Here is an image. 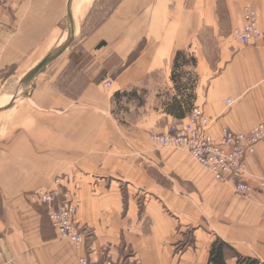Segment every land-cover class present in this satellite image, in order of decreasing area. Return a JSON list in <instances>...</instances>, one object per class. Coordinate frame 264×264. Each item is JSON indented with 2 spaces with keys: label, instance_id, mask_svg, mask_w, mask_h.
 I'll use <instances>...</instances> for the list:
<instances>
[{
  "label": "crops",
  "instance_id": "1",
  "mask_svg": "<svg viewBox=\"0 0 264 264\" xmlns=\"http://www.w3.org/2000/svg\"><path fill=\"white\" fill-rule=\"evenodd\" d=\"M80 1L74 0L72 8L78 40L88 27L85 23L93 6L89 0L82 9ZM68 2L0 0V99L11 97L0 113L27 108L15 105L25 95L18 92L14 97L12 83L23 81L66 42ZM247 3L120 0L78 41L83 54H74L75 47L70 48L52 68L43 73L46 67L33 79L39 88L41 80H49L52 87L63 82L60 76L76 55L74 65L78 61L83 68L67 78L66 90L83 84V97L76 102L69 98V91L68 96L53 90L51 105L31 107L41 114L58 113L56 117L67 112L69 120L61 131L59 121L54 125L51 139L29 135L28 120L0 121L4 145L0 148V264H77L76 254L57 239L48 217L39 211L42 206L30 196L51 185L45 178L52 175L61 176L63 187L80 203L81 221L94 230L95 236L87 240L88 254L82 252L94 263L106 258L117 262L118 249L112 242L124 234L136 242L139 264H209L210 247L217 238L239 255L264 264V194L258 187L264 176V142L246 159L248 174L243 181L253 190L237 195L234 187L218 183L187 150L158 151L147 135L187 121V116L169 113L175 99L190 100L193 108L209 117L210 133L217 138L225 128L243 133L264 121V43L241 47L230 40V33L245 25ZM97 8L101 11V3ZM254 9L264 31V0L256 1ZM179 55L177 68L182 76L175 82ZM98 74L113 79L110 99L129 92L146 96L142 106L135 104L148 116L139 131L117 129L116 121L107 119L108 96L101 93ZM228 100L234 104L229 106ZM98 117L93 124L92 118ZM13 127L21 129L17 136H12ZM77 128L104 130L98 142L100 149L105 143L106 148L90 159L85 154L77 157L73 133ZM109 128L120 131L121 138L114 139L115 132L109 137ZM89 131L82 142L93 145ZM118 140L130 149L120 151ZM111 146L114 151L108 152ZM61 159L86 161L70 173L58 174L60 168L52 170L47 162L56 164ZM29 160L36 163L33 169ZM230 258L228 264H237L234 256Z\"/></svg>",
  "mask_w": 264,
  "mask_h": 264
},
{
  "label": "rangeland",
  "instance_id": "2",
  "mask_svg": "<svg viewBox=\"0 0 264 264\" xmlns=\"http://www.w3.org/2000/svg\"><path fill=\"white\" fill-rule=\"evenodd\" d=\"M1 1L4 2V3H8V2H12L14 0H1ZM119 1L120 0H103V1H101V0H93L91 17L88 18V20L85 23V26L88 25V27H86L83 30V32L80 35V39L79 40L82 41L83 37L89 31H91L94 28L95 24L98 25L99 21L101 19H103L105 16H107L112 11V9L119 3ZM99 3H101V6H102L101 11H99V9L97 8ZM82 22H83V20H80L79 28L81 27ZM68 23H69V19L67 20V18H65L64 24H65V33H66V35H68V33H69L68 32L69 31ZM64 39L66 40V38H64ZM79 40H78V38L75 37L70 42V46H69L68 49L71 48V50H72V48L75 47L73 49V50H76V51H73L74 54H75V52H78V51L80 52V54H83L82 47H80V48L78 47L79 46V42H78ZM73 52H72V54H73ZM52 53H54V52H52ZM61 57L62 56H60V58ZM80 58H82L84 60V56L83 55H81ZM74 60H76V55H75V58L74 57L72 58L73 62L71 63V65H69L65 69V71L62 72V75L60 76V78H61V80L63 82H57V84L55 83V86H53V87L51 86L50 81L46 80V79L43 80V81L42 80L40 81V88L36 87L37 85H36V81L35 80H33L32 82H30L28 84H23L24 79H23V81H20L19 79L17 81H15V82L13 81L12 90L11 91H14V93H13L14 97L16 96V94L18 92H20L21 94L25 95V96L21 95L20 98H18V100L16 101L17 103L15 102V105L16 106H18V105L20 106L21 105V106H24V107H27V108L22 109L20 107L19 109L18 108L17 109H12V110H15V111H11L9 113H5L6 115H4L3 113H0V121L7 120L8 118L9 119L12 118L13 119V123L15 122V123L19 124L21 122L25 123L26 120H28L27 121L28 122V129L27 130H28L29 135H33V136L38 137V138L39 137H41V138L43 137L44 138V136H45V139H47V138L51 139L52 137H54L53 136V131L55 129L54 125L59 121L60 122V131H61L62 130L61 127L64 124V122L69 120V117L66 116L67 112L63 111V113H60V114H62V115H60V117H56L57 116L56 114H58V113L47 114L45 112L44 114H41V113H37V112L33 111V109L31 107L37 106V105H44V106L51 105L52 104L50 102L52 100L51 92L53 90H59L60 92H62L63 94H67L68 96H69V94L67 93V91H69L70 92L69 98L72 99V100L74 99V101H76V102H78L83 97V91H84L83 90V84H81L82 87H81V85H79V86H76L75 89L66 90V87H67L66 80H67V78L71 77L73 72L77 73L79 70H81L83 68V65H79L78 61H77L76 65H74ZM55 64H56V61L53 64H50L49 67L47 66L48 68L45 69L43 71V73H46ZM72 66H74V67H72ZM108 69L110 70L112 68H110V66H109ZM176 74H178V77L182 76L181 69H177L176 70ZM93 75L95 76L94 73H93ZM103 77H105V78H103ZM113 77H114V75H113ZM96 80L99 81V86L101 87L100 90H101L102 95L108 96V101L106 102L107 103V111H108L107 112V115H108L107 119H110L109 121L115 120L116 123H117V129H118V126H119L121 129H125L127 131H130V130H133V131L135 130L136 132L139 131L140 130L139 125H144V123H145L144 119H145V117H148V116H145L143 114L142 108L139 109L135 104H136V102H138L142 106L146 102V96L144 94H142L141 97H139V96H137L135 94H132V92H129L128 96H119L118 98L115 97V99H110L111 91H112V88H113V79H110V76L108 77L107 74H102V75L98 74L96 76ZM96 83L98 84V82H96ZM42 85H43V88H42ZM37 90H38V92H37ZM71 94H74V95L76 94L75 98L72 97L73 95H71ZM98 96H99V94H98ZM9 98H11V97L9 96V97H5V98L0 99V107H2L3 105H6L9 102L8 101ZM97 101H98L97 103H99V100H97ZM49 108H51V107H49ZM191 114H192V112H189L187 114V119H188V117L191 116ZM70 115H72V114H70ZM97 116H99V115H97ZM101 117L103 118V114L101 115ZM20 118H21V121H19ZM99 119H101V118L100 117L92 118L93 124H95ZM1 127H0V132L3 131L1 129ZM168 128H167V130H168ZM20 130L21 129L19 127L18 128L13 127L12 136H17L19 134ZM167 130L162 131V132L151 131V132H149L147 134L149 141L151 142V144L155 148H157L158 151H160V149H163V150L174 149L175 150V149L179 148V147H172L171 146L174 143H180L181 141L176 142L175 135L168 134ZM88 131H89V129L85 130L83 128H82V130H79L77 128L75 130V132L73 131V133H75L77 157H80V156L85 154V156H87L88 159H90L92 154H93V156H95V154L98 155L99 152L102 151V149L106 148V143H105V144H103L101 146L103 148L100 149L101 142L99 144V142H98L99 141V137L100 136H104V130H101V132H100V129H97V130L90 129L89 132H91V133H88L94 139L93 145H87L86 143H83L82 142V137L83 136H87L86 132H88ZM80 132H81V134H80ZM112 132H115V133L112 135ZM209 132H210V130H209ZM108 134H109V137H111V135H112V137L114 139L121 138V136H122L121 132L116 130L115 128H113V129L109 128L108 129ZM125 136L129 137L128 134L125 135ZM212 137L213 138H217V137H215L213 135H212ZM2 138H3V133H0V139H2ZM168 141H174V143H169L168 145H165V143L168 142ZM115 142H116V140L114 141V143ZM261 142H264V141H261ZM2 143L3 142L0 141V148H2V147L4 148V145ZM161 143L165 147L161 146L160 145ZM117 144H116L117 148L120 149V151H125L127 149H130L129 146L121 145L119 140L117 141ZM187 144H188L187 147H192V145L190 143H187ZM110 145H111V142L108 143V147ZM8 146L9 145L6 144V147H8ZM89 148H90V151L88 150ZM45 149H50V147H47ZM110 149H111V151H108V152H113L114 151L112 146H111ZM185 149L192 156V158L195 159V156L193 155V153L190 150V148H188V149L185 148ZM177 150H179V149H177ZM253 154H255V152ZM253 154H251V155H253ZM246 159L247 158H245L244 161H246V168H247V174H248V165H247V160ZM85 161L86 160H84V161L83 160L73 161V160H69V159H61L60 161H56V164H53L52 161L51 162H47V163H49L50 168L52 170H56L57 167L60 168V171L58 172V174H59V173H62L63 171L70 173L71 169L74 166L75 167H79L80 165L84 166V162ZM87 161L89 162L90 160H87ZM47 163H45V164H47ZM35 164L31 160H29V168L33 169V165H35ZM57 164H59V166H57ZM58 177H61V176H58ZM262 178H264V176ZM46 179H49V182H51L50 183L51 185H49L46 188L38 189L39 191H41V190H43V191L59 190L60 192L66 191V193H69L71 195L72 201H74L73 204H72V208H73V212H74V216H75V218H74L75 219L74 226L76 227L77 232L81 235V237L83 239V242H82V244L80 246H78L77 244H75L73 242H70V240H67V239L60 240V242L63 243V245H66L68 248H71L72 251L76 254V256L75 255L74 256H75V261H76L77 264H84L83 260L81 259L82 252H84V254H88V245L87 244H88L89 241H87V240L89 238H91V236H95V234L93 232L94 230L91 227H89L87 224H85V223H83L81 221V219L79 217V207H80L79 205H80V203H79L78 199L74 195H72V193L69 192V190H66L63 186L58 188L59 184L57 182L55 183V181H57L55 175L54 176L52 175L49 178H45V180ZM217 182L220 183L221 185L229 184V186L234 187L230 182H224V181H221V182L217 181ZM62 184H63V182H62ZM52 188H55V189H52ZM234 190H235V188H234ZM252 190H253L252 187H250L249 193ZM236 194L240 195L237 192H236ZM262 194H264V193H262ZM30 196L34 197V194L31 193ZM41 206H42L43 209L39 210V211L44 213L45 214V219L48 217L47 220L49 219L48 222L51 223L50 218H49V214H48V207L45 206V205H41ZM51 225H52V223H51ZM56 233H57V231H56ZM57 236H58V233H57ZM126 236H129V235L122 234V236H120L119 240H116V241L112 242L116 246V248L118 249V250L116 249L117 250V254H118V259H119L117 262H113L112 260H108L106 258L105 260H102L100 262H95L94 263V262H92L89 259V257H87L88 264H139V262L137 260V256H138L137 251L138 250L135 248V245H134V244H136V242L134 240H131V241L127 240L128 237L126 238ZM57 239H59V237ZM192 239H193V237H192ZM217 240H219V238L214 240L212 245ZM212 245L210 247V252H211ZM229 255L230 254H227L228 260L231 259ZM231 262L234 263L233 261H231ZM209 264H210V262H209Z\"/></svg>",
  "mask_w": 264,
  "mask_h": 264
},
{
  "label": "built area",
  "instance_id": "3",
  "mask_svg": "<svg viewBox=\"0 0 264 264\" xmlns=\"http://www.w3.org/2000/svg\"><path fill=\"white\" fill-rule=\"evenodd\" d=\"M256 1L258 0H248L244 7V27L235 28L230 33V40L238 46L247 47L264 43V31L259 28L258 15L254 9ZM227 104L232 106L234 102L228 100ZM191 112L185 123L171 125L167 130L168 134L175 135L176 142H181L168 141L165 145L174 143L172 147L190 148L198 164L212 173L217 181L230 182L235 192L241 195L248 194L250 187L243 181V177L247 174L244 160L256 152L257 144L264 141V121L243 133L225 128L222 136L217 139L209 132L212 126L210 118L197 107ZM187 143L192 147H187ZM160 145L164 146L162 143ZM56 180L55 183L59 184L58 188L62 187V178L58 177ZM259 190L264 193V178L259 181ZM32 200L48 207L50 221L60 240L67 239L78 246L82 244L83 239L74 226L75 216L72 208L74 201L69 193L41 190L34 193ZM81 259L84 264H88L85 256H81Z\"/></svg>",
  "mask_w": 264,
  "mask_h": 264
},
{
  "label": "trees",
  "instance_id": "4",
  "mask_svg": "<svg viewBox=\"0 0 264 264\" xmlns=\"http://www.w3.org/2000/svg\"><path fill=\"white\" fill-rule=\"evenodd\" d=\"M178 62H180V55L177 58V65L176 70L178 69ZM178 77V74H176V71L174 72L173 79L175 82L178 80L176 79ZM118 95H116V98ZM193 109L192 102L190 100H179L175 99L174 102H172L171 105L168 107L169 113L174 115L177 118H184L187 116L189 112H191ZM227 254H230L229 256H234L237 259V264H259V262L256 259L244 257L242 255H239L232 246L228 245L221 239L215 241V243L212 245L211 252H210V264H228V258ZM232 254V255H231Z\"/></svg>",
  "mask_w": 264,
  "mask_h": 264
},
{
  "label": "water",
  "instance_id": "5",
  "mask_svg": "<svg viewBox=\"0 0 264 264\" xmlns=\"http://www.w3.org/2000/svg\"><path fill=\"white\" fill-rule=\"evenodd\" d=\"M74 0H69L68 2V19H69V37L66 42L58 48L54 53L47 56L40 64H38L35 68H33L24 78V83L28 84L47 66L52 64L55 60H57L60 56H62L69 48L70 42L75 38V25L73 22V11L72 5ZM31 80V81H29Z\"/></svg>",
  "mask_w": 264,
  "mask_h": 264
},
{
  "label": "bare ground",
  "instance_id": "6",
  "mask_svg": "<svg viewBox=\"0 0 264 264\" xmlns=\"http://www.w3.org/2000/svg\"><path fill=\"white\" fill-rule=\"evenodd\" d=\"M88 1L89 0H81L80 1V6H82V9H84V7H85V5H87L88 4ZM73 4H74V1H73ZM72 8H73V5H72ZM73 16H74V12H73ZM73 22H75V25H76V20H75V16H74V18H73ZM258 24H259V22H258ZM260 28V27H259ZM62 46H64V45H62ZM58 50V49H57ZM29 81H31V80H29ZM14 102V101H13ZM177 149H179V150H185V149H183V148H177ZM212 174V173H211ZM213 175V174H212Z\"/></svg>",
  "mask_w": 264,
  "mask_h": 264
}]
</instances>
